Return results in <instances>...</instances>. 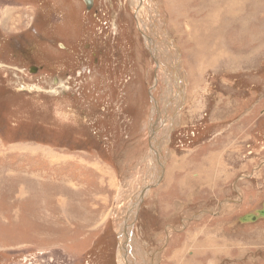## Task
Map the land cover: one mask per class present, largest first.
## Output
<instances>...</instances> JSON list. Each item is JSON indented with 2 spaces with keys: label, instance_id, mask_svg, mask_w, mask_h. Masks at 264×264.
<instances>
[{
  "label": "rangeland",
  "instance_id": "obj_1",
  "mask_svg": "<svg viewBox=\"0 0 264 264\" xmlns=\"http://www.w3.org/2000/svg\"><path fill=\"white\" fill-rule=\"evenodd\" d=\"M255 1L220 10L208 28L224 24L219 35L198 33L201 61L186 31L214 6L189 0L174 35L163 16L184 77L175 91L128 0H0V264H119V226L143 188L128 245L138 264H175L174 253L180 264H264V218L237 220L264 201V0ZM218 38L222 55L208 63ZM207 239L220 251L205 250Z\"/></svg>",
  "mask_w": 264,
  "mask_h": 264
},
{
  "label": "bare ground",
  "instance_id": "obj_2",
  "mask_svg": "<svg viewBox=\"0 0 264 264\" xmlns=\"http://www.w3.org/2000/svg\"><path fill=\"white\" fill-rule=\"evenodd\" d=\"M85 1L88 2V3H92L93 2V0H85ZM128 1H129V4H130L131 11L136 17L135 19L137 20V23L140 24L139 25V27H140L139 31H141V33L143 35V38H144V41H145V45H146L147 49L150 51L152 57L155 60V64H156L157 68L159 69L158 70L159 71V76L158 77H159L160 81H161L160 77H162V80H164V81L168 80L169 84L171 86L173 85V90H175V91H177L178 88H183V86L180 85V83H183L182 78H184V77H183V75L181 73L179 74V72H181V62H180V58H179V50H178V46L173 43V39H174L173 35L175 33V30H177V28L174 26V22L175 21H179L181 19V17H185V14L188 15V13H187L188 9L186 10V5L188 4L189 0H128ZM218 1L219 0H217V2ZM257 2H259V0L255 1L253 3V5H256V6L259 5ZM206 3H208L207 6L210 8V10H211L212 5L214 6L213 7L214 11H213V15L212 16H209V14H210V11H209L208 13H206V15L203 18H201L199 21H196L194 23L191 22L190 18L185 20V23H190L191 22L190 23L191 30H187L186 31V36H187L186 39H187L188 42L194 43V46L192 44L193 48H192L191 51H193L196 48V46H197L198 60L200 58V61L203 58V54H204L203 53V49L204 48H203V45L201 44V41H199V38L197 37L198 33L199 34L203 33L204 37L213 36L212 34H216V33H217V35H219V32L224 31L225 25L223 24V25H221L218 28H214V30H215L214 32H209L208 28L210 27V23L216 21V19L219 16V12H221L220 10H222V9L224 10L225 9V10H227L229 12V14H231V11H230L231 7L232 8L237 7L240 2H238V0H228V1H226L225 4L223 3L222 9L216 8L217 4H214L213 0H206ZM218 3H221V1L218 2ZM227 4L229 5V9H227V7H228ZM194 7H196V6H194ZM188 8L191 10L192 7L191 8L188 7ZM217 9H219V11H217ZM253 12H255V11H253ZM166 13L169 14V19H170L169 25H170L171 30L173 31L172 32L173 35L170 34V31H165V28H163V26H162L163 24L167 25V23L164 21V17H163ZM215 13H217V15ZM256 13H257V11H256ZM225 14L229 17L228 13H225ZM215 15H216V18L214 19L213 16H215ZM193 17H194V15H193ZM248 20H249V18H248ZM181 24H183V23H181ZM236 24L238 25V31H237L238 34L241 35L242 31H243V32H245V35H244L243 39L245 40L247 38H250L249 36L247 37V34H249V33L246 31V22L241 17L237 18ZM74 31H75V29H74ZM177 34H178V32H177ZM222 36H223V33H222ZM71 39H69V40H71ZM214 39H216V38H214ZM254 39L250 40L249 42H252ZM246 44H248V42ZM218 49H219V38L217 39V43H216V46H215L214 50L211 49V48L207 49L208 55L210 54V58L207 57L208 58V63H210L211 59H213L214 57H216V56L221 54V52H217ZM224 50H225V48H224ZM243 55L245 57H247L248 54H247V52H245V54H243ZM166 60L169 61V64L165 63ZM187 67H189L188 64H187ZM189 70L190 69H188V71ZM177 80H179V82L176 83ZM178 83H179L180 86L177 85ZM177 93L178 94H176V95L174 94L175 96H172L173 98L169 101V104L166 105V111L168 113H169V109L171 110V106L172 107H176L174 109L177 110V104L176 103L178 101L175 100V98H179V96H178L179 92H177ZM174 109L172 110V112L174 111ZM166 116L167 117H165L164 121L165 120L169 121V119H171L170 123L171 122L173 123V121L175 122L174 119H176V118L173 117L174 114L169 113ZM158 119H159V121L162 122L161 115L159 116ZM154 121L156 122V119H154ZM153 125H154V128H155V130H154L155 132L153 131L154 132V137H155V134L157 135L156 130L159 129V127H158L157 123L153 124ZM154 137H153V139H154ZM152 144L153 145H157L158 141L155 140ZM157 153L158 152L155 151V149H154L153 150V154H152V159H151V162H150L152 171H154V169H155V167L153 168V164L156 162L157 158L155 157V155L157 156ZM153 159H154L155 162H153ZM210 160H211L210 157L207 156L205 159H202L199 162L198 166H199L201 171L208 172V171L205 170V169H208L207 166L204 167V165H205V163H208ZM156 164H157L156 165V167H157L159 165V162H156ZM202 165H203V167H202ZM218 168H220V167L217 166L215 168V170H212V171L209 170V172L211 171L210 172L211 174L213 173V175H212L213 178L210 179L211 182L210 181H206L205 182L204 186L206 188L210 189L211 186L213 185V183L215 181H217L215 179V175H219V174H217ZM219 171L221 172V169ZM183 176H182V178H186V179H184V182H186L187 179H188V175L187 174H183ZM196 178H199V174L196 175ZM181 184H182L181 185V188H182L184 186L183 179H181ZM146 190H147V188L146 189L143 188L141 190V192L138 195L139 198L136 196L137 198L132 201L131 210L125 212L124 213L125 214V219L121 220V223H120V226H119V230H118V234H117L118 237H119L118 238V242H119L118 243L119 244L118 257H120V262L118 260L119 264H138V262L135 259V255L133 254L132 247L130 249L128 247V245L130 244V239L132 238V235H133L131 233V229L133 227L132 220H133L134 214L136 212V207L138 206V203H140L141 200L144 198L145 192H147ZM128 205H129V203H128ZM186 234H187L186 238L190 239V244L192 245V236H191V234H189L188 232H186ZM203 242H204L205 250L207 249L208 246H212V250L214 249V250L217 251L218 247H216V245H217L216 243L213 244L211 241H208V240H204ZM192 246H194V245H192ZM207 250H210V249H207ZM128 252H132V253H128ZM209 252H211V255H213V252L211 250ZM178 255L179 254L176 255V253H174V257L173 258H175L174 259L175 264H180V263L177 262L178 261Z\"/></svg>",
  "mask_w": 264,
  "mask_h": 264
},
{
  "label": "water",
  "instance_id": "obj_3",
  "mask_svg": "<svg viewBox=\"0 0 264 264\" xmlns=\"http://www.w3.org/2000/svg\"><path fill=\"white\" fill-rule=\"evenodd\" d=\"M86 3L89 7L90 3H88V2H86ZM36 69H37L36 67H30V71H35ZM263 218H264V201L262 202V205L260 208H257L253 212H249V213H246V214L238 217L237 220L239 222H255L256 220L263 219Z\"/></svg>",
  "mask_w": 264,
  "mask_h": 264
},
{
  "label": "crops",
  "instance_id": "obj_4",
  "mask_svg": "<svg viewBox=\"0 0 264 264\" xmlns=\"http://www.w3.org/2000/svg\"><path fill=\"white\" fill-rule=\"evenodd\" d=\"M199 179V178H198ZM186 240H188V239H186ZM208 241H210L209 239H207ZM217 244V243H216ZM187 245H188V243H187ZM183 246H185V243H183ZM220 248V247H219ZM219 248L217 249V252H219L220 250H219ZM206 256H208V255H206ZM211 257V256H210ZM211 263V261L208 263V261L206 260V262H205V264H210Z\"/></svg>",
  "mask_w": 264,
  "mask_h": 264
},
{
  "label": "flooded vegetation",
  "instance_id": "obj_5",
  "mask_svg": "<svg viewBox=\"0 0 264 264\" xmlns=\"http://www.w3.org/2000/svg\"><path fill=\"white\" fill-rule=\"evenodd\" d=\"M92 3H93V2H92ZM92 3H91V4H92ZM65 44H67V42H65ZM26 54H27V53H24V55H26ZM28 56H29V54L27 55V57H28Z\"/></svg>",
  "mask_w": 264,
  "mask_h": 264
}]
</instances>
